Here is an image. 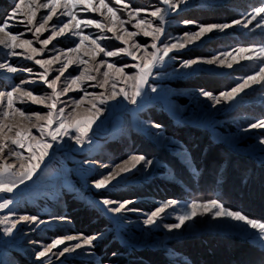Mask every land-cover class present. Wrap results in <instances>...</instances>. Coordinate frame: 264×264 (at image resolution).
I'll use <instances>...</instances> for the list:
<instances>
[{"label": "rangeland", "instance_id": "1", "mask_svg": "<svg viewBox=\"0 0 264 264\" xmlns=\"http://www.w3.org/2000/svg\"><path fill=\"white\" fill-rule=\"evenodd\" d=\"M17 2L18 0H0V24ZM96 2L98 4V0ZM105 3L114 8L117 15L124 20H128V11L134 9L143 10L139 18L153 20L146 13L157 7H165L160 0H123V3L129 5L128 9H124L122 4H116L114 0H105ZM262 5L264 0H189L177 10H169L164 34L157 45L162 48L164 44L175 43L186 33L197 31L198 25L232 23L237 19L244 21L250 18L249 13L253 9ZM74 11L78 18L109 23L99 11H87L82 5ZM102 11L106 13V10ZM46 14L47 11L41 9L38 12V21ZM68 19L54 17L49 22V31L41 35L40 39H45L51 34L52 25L58 26ZM185 21L193 23L186 24ZM10 23L15 26L9 31L25 33L23 39L33 40V46L40 47L27 28L15 24V21ZM132 23L135 21L125 27L129 31H136L132 28ZM153 23L159 24V21L153 20ZM255 24L253 21L247 29L233 26L224 32L214 31L194 44L174 50L165 58L162 66L153 69V77L149 78V85L157 88L155 93L145 86L144 95L137 98L135 105L127 103L122 97H118L116 101L110 100L107 105H101L105 111L89 133L90 143L77 146L65 137L62 144L53 146L45 164L31 181L20 185L12 193H0V203L5 199L13 201L8 208L0 210V217L9 216L15 220L19 216L27 215L45 222L39 226L21 223L11 236H4L5 225H0V264H151L144 254L147 249L161 252L167 264H204L203 261L210 264L211 258H215L216 264H264V242L257 241L253 230L244 231V225L232 221H214L210 216H205L186 222L180 230L169 232L164 227L165 224L176 223L175 215L185 211L189 203L210 199H217L232 210L264 221V145L259 143V140L264 138V128L250 127L251 124L264 120V87L254 85L237 100L227 103L221 101L215 107L212 100L201 95V91L213 95L229 91L242 77L258 70V65L252 61H240L238 64L233 63L231 69L207 64H197L188 69L182 67L186 61L210 59L234 48L264 46V28H256ZM83 32L93 38L101 35L98 29L91 26L84 28ZM135 39L142 45L152 43L150 37L143 35ZM77 42L78 37L71 34L58 37L36 59H49L74 47ZM100 43L109 50L124 47L114 39L102 40ZM147 50L149 53L152 51L151 48ZM15 51L23 53L22 49ZM26 54L9 56L6 50L0 48V63L32 69V73H7L0 69V91H10L12 87L22 85L38 96L50 94L51 90L41 83L36 75L43 69L34 61L24 59ZM103 58L101 54L98 59ZM83 59L87 60L88 57L83 56ZM110 62L124 66L137 61L118 56L110 58ZM94 63L91 62L89 66ZM59 67L58 64L53 65L49 79L58 74L54 69ZM82 67L85 66L81 65L80 68ZM80 68L73 65L65 73V77L79 75ZM135 71L131 67L125 68L128 75L134 74ZM92 74L97 75L95 72ZM207 76L221 79L215 81V91L209 90L212 86L210 81L207 82ZM65 77L61 78V87ZM97 79L102 77L97 75ZM26 80L34 82L22 84ZM95 83L96 81L82 82L83 91H73L62 96L57 107L65 108L67 113L72 111L73 102L84 96L85 92L99 94L105 91L93 87ZM123 86L117 82V90ZM110 91L109 86L105 94ZM87 99L90 100L91 97ZM16 106L27 112L48 111L30 101L17 102ZM89 106L85 103L82 107ZM167 119L172 123L168 125L200 128L207 132L212 140L221 142L232 150L231 154L229 153L230 158L213 166L211 173L214 172L215 175L207 185L208 191L206 190L205 194L202 189H196L189 182H195L203 174L198 169L200 166L190 157L185 143L166 125ZM153 124L160 127L154 128ZM33 133L39 135L35 129ZM148 144L166 150L175 158L176 163L186 167L187 173L191 174L189 181L185 182L180 178L162 159L152 153L143 152L141 146ZM133 155H143L153 163L145 166L142 162L135 170L121 177L114 187L97 190L92 186L95 180ZM103 199L132 201L127 207L134 211L113 214L101 203ZM168 201L177 203L162 214L157 224L146 226L143 221L147 216ZM69 235L85 238L96 236L97 239L90 248L86 246L58 256L56 253L64 247L79 242L67 241L53 249L47 257L40 260L36 258L37 252L42 251L53 240ZM228 236L234 237L235 240H228ZM221 237H225L227 241L219 239ZM189 240L195 244L190 245ZM240 240H245L246 244L242 245ZM219 243L222 245H218ZM190 246L193 248L188 250ZM225 246H229L230 251ZM208 249L209 255L206 254ZM191 251L192 255L188 253ZM208 256L210 258H203Z\"/></svg>", "mask_w": 264, "mask_h": 264}, {"label": "snow or ice", "instance_id": "2", "mask_svg": "<svg viewBox=\"0 0 264 264\" xmlns=\"http://www.w3.org/2000/svg\"><path fill=\"white\" fill-rule=\"evenodd\" d=\"M116 4H122L124 9H128L129 5L123 3V0H114ZM189 0H160V3L165 7H157L155 10L147 12L146 15L158 20L159 24H154L153 20L139 18L143 10H129L128 20L122 19L117 15L114 8L110 7L105 0H18L15 3L14 9L0 24V48L7 51V55H24V59L34 61L42 72L36 73L39 81L46 85L51 90L50 94L44 96L35 95L31 90H26L22 85L12 87L10 91H0V193H12L14 189L31 181L37 175L41 166L45 164V159L50 155V150L54 145H60L65 137L72 140L77 146H82L85 143H90L91 138L89 133L92 131L93 125L97 123L99 118L104 114L105 109L101 105H107L108 102L116 101L118 97H122L127 103L137 104V98L144 95L145 86L150 87L155 93L157 88L149 85V78L153 77V69L164 64L165 58L171 52L177 49H183L188 45L200 41L214 31L224 32L226 29L233 26H241L245 29L256 22V28H264V5L256 7L249 13L248 19L242 21L234 20L232 23L224 24H208L198 25V30L191 33H186L179 38L175 43L164 44L163 47H158L157 42L165 31L166 16L169 10L175 11L180 5H186ZM87 11L97 12L104 15L109 20L108 24L94 20L78 18L75 9L79 6ZM44 9L46 15L39 18L38 12ZM62 9V10H61ZM102 10H106V13ZM22 17V18H20ZM68 17L67 22L60 25H52L51 34L45 39H40V36L49 31V22L53 18ZM23 25L36 38L35 43L40 45L39 48L33 46V40L23 39L25 33H13L9 29L14 24ZM132 23L131 26L136 31H129L125 25ZM186 24L193 23L185 21ZM83 26V27H82ZM93 27L98 29L101 35L92 37L83 32L84 28ZM105 33H111V36ZM71 34L78 37V42L74 47H70L65 51L59 52L57 55L49 59H36L41 56L45 49L56 40L58 37ZM143 35L150 37L152 43L150 45H142L136 42V37ZM116 40L124 47L109 50L103 46L102 40ZM87 42V43H86ZM148 48L152 51L149 53ZM16 49H22L23 53H17ZM135 50V51H134ZM143 55H138V53ZM75 54V55H74ZM103 59H98L100 56ZM234 54H239L234 55ZM87 56L88 59H83ZM125 56L137 61L134 64L117 66L110 62V58ZM230 58V59H229ZM240 61H252L258 65V70L252 74L246 75L240 79V82L232 87L229 91L221 92L219 95L201 91V95L213 101V107L221 101L227 103L237 100L242 93L247 89H251L254 85L264 87V46L238 47L231 51L221 52L210 59H193L182 64L185 69L192 68L197 64L218 65L222 68L231 69L233 63ZM91 62L94 65L89 66ZM60 65L54 70L58 73L54 78L49 79L50 73L53 70V65ZM76 65L80 68L79 75L65 77V73L70 67ZM134 68L136 71L132 75L125 72V68ZM0 69L7 73H17L18 71H26L32 73L31 68H18L9 63H0ZM95 72L102 77L98 80ZM65 77L63 87H61V78ZM96 81L93 87L104 89V92L99 94L87 93L81 96L79 100L73 102L72 111L67 112L65 108H58V103H61V97L73 91H83L82 82ZM34 81L26 80L22 84H31ZM117 82L123 84L117 90ZM111 91L108 94V87ZM87 97H91L90 100ZM30 101L33 105H40L48 109L47 112H27L16 106V103H24ZM88 103L90 106L83 108L82 106ZM80 110V111H78ZM152 127L159 128L157 124ZM251 128H264V120H259L250 125ZM35 129V135L33 133ZM260 145H264V138L259 140ZM23 150V151H21ZM24 153H27L25 155ZM12 162H9V161ZM143 162L145 166H150L153 161L147 160L143 155L130 156L128 160L122 164L116 165L109 173L93 182V187L97 190L114 187L119 179L127 173L132 172ZM13 201L5 199L0 203V210L8 208ZM101 203L104 207L113 214H120L128 209L127 205L132 201L117 202L110 199H103ZM176 201H168L160 207L152 211L143 221L146 226L157 224V221L162 218V214L167 209L176 205ZM116 204V207L110 205ZM210 216L214 221L224 220L232 221L239 225H244L246 228L253 230L255 238L258 242H264V221L253 219L243 214L240 211H235L217 199H210L199 202L193 201L187 205V209L175 215L176 223L165 224L167 231L180 230L186 222L192 221L196 217ZM21 223L39 224L45 223L38 220L35 216H19L12 220L9 216L0 217V225H5L3 228L4 236H11L13 231ZM96 236L85 238L83 236L69 235L64 238H58L52 241L42 251L37 252L36 258L47 257L53 249L64 245L67 241H79L70 247H64L58 256H64L66 253L75 252L77 249L84 247H92Z\"/></svg>", "mask_w": 264, "mask_h": 264}, {"label": "trees", "instance_id": "3", "mask_svg": "<svg viewBox=\"0 0 264 264\" xmlns=\"http://www.w3.org/2000/svg\"><path fill=\"white\" fill-rule=\"evenodd\" d=\"M220 80H221L220 78L207 76V82L210 81L211 86H212L211 87L212 89H209V90L215 91L217 89V88H215V81H220ZM168 124H172L170 119H167V121H166V125H168ZM168 126L170 128H172L173 134H175L178 138L181 139V141H183L185 143V148H187L189 150V155L192 158V160H194V162L198 166H200V168H198V169L201 171L203 176L200 175L199 178L196 179L195 182L189 181V176L191 174L189 175V173H187L186 167H184V166L182 167V165H180L179 163H176L175 158L170 156L166 150L157 149L152 144L151 145L150 144L142 145L141 148H143V152H145L146 154L152 153L153 155L162 159L166 163H169L170 166L172 165L174 172L177 173L180 178H182L185 182L189 181L191 184L194 185V187L196 189H199V190L202 189L203 194H205V192L207 190V185L209 183H211L212 177H214V175H215L214 172L211 173V171H213V166L219 165L225 159L230 158V154H231L232 150L229 147H226L221 142H216V141L212 140L208 136L207 132H205L204 130H202L200 128L191 127L188 125H175V124L174 125H168ZM168 160H170L172 162H170V161L168 162ZM178 165H180L181 168ZM176 169H177V171H176ZM206 179H207V181H206ZM207 235H210V234H207ZM211 235H214V234H211ZM189 237H191V236H189ZM219 239L224 240L225 237H223V238L221 237ZM227 239L228 240H235V238L232 236H228ZM227 239H225L224 241L226 242ZM190 241L191 240H189L188 242H190ZM239 243L244 245V244H246V241L240 240ZM189 244L194 245L195 242L191 241V243H189ZM218 245H222V244L219 243ZM225 247L227 250H229V246H225ZM190 248H193V247H191V246L188 247V250ZM241 250L243 252H245L243 249H241ZM144 252H145L144 254H146L145 257L151 262V264H167L166 259H164L162 257L161 252H158V251H155L152 249L144 250ZM188 253H191V255H192L193 251L188 252ZM208 253H210V249H208L206 254L209 255ZM231 254H232V256L234 255L233 251ZM194 257H196V256H194ZM203 258H210V256L203 257ZM211 259H212V261H210V264H216L215 258H211ZM193 261H195V259ZM193 263H191V264H193ZM203 263L206 264V262H204V261H203ZM231 264H234V263L231 262Z\"/></svg>", "mask_w": 264, "mask_h": 264}, {"label": "bare ground", "instance_id": "4", "mask_svg": "<svg viewBox=\"0 0 264 264\" xmlns=\"http://www.w3.org/2000/svg\"><path fill=\"white\" fill-rule=\"evenodd\" d=\"M168 159V158H167ZM171 159V158H170ZM170 160H168V162H169ZM170 162H172V161H170ZM174 162V161H173ZM176 162V161H175ZM169 164V163H168ZM170 166V165H169ZM178 166H180V165H178ZM171 167H173L172 165L170 166V168ZM182 167H183V165H182ZM180 168H181V166H180ZM181 170V169H180ZM176 171H177V169H176Z\"/></svg>", "mask_w": 264, "mask_h": 264}]
</instances>
